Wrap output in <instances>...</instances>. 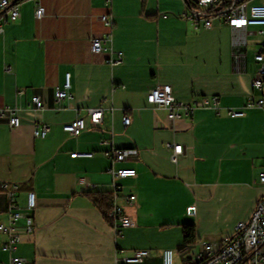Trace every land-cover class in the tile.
<instances>
[{"label":"crops","instance_id":"obj_1","mask_svg":"<svg viewBox=\"0 0 264 264\" xmlns=\"http://www.w3.org/2000/svg\"><path fill=\"white\" fill-rule=\"evenodd\" d=\"M196 1L111 0L109 9L99 0L19 2V18L5 22L0 34V108L16 107L21 118L16 128L0 121V224L10 217L5 184L17 186L24 216L15 253L2 249L8 235L0 231V264L14 255L25 264H116L136 250L150 252L138 264H163L166 249L173 250L174 264H195L203 243H220L251 218L264 195V109L247 108L242 117L229 111L263 97L252 82L264 35L250 30L238 63L229 24L216 19L212 28H196L187 17ZM104 13L113 27L101 19ZM94 37L106 39L104 52L92 51ZM120 53V64L107 62ZM68 72L71 97L58 101L55 91ZM157 86H171L184 102L218 97L220 108L198 107L171 120L148 102ZM34 96L44 109L35 108ZM91 108L104 109L100 123L91 121ZM77 117L86 128L73 136L63 125ZM43 124L50 126L47 136H35ZM175 145L183 146L176 161ZM112 147L136 154L114 162L104 154ZM76 152L94 156L72 157ZM114 167L135 168L137 175L116 180ZM115 183L117 204L133 221L121 234L109 216ZM186 225L196 231L184 248Z\"/></svg>","mask_w":264,"mask_h":264},{"label":"built area","instance_id":"obj_2","mask_svg":"<svg viewBox=\"0 0 264 264\" xmlns=\"http://www.w3.org/2000/svg\"><path fill=\"white\" fill-rule=\"evenodd\" d=\"M21 0H0V34L4 30V23L8 20L15 21L20 16ZM104 8L109 9L111 0H99ZM44 8L39 7L36 11V17L41 19L44 16ZM187 17L196 28H212L216 19L223 20L231 26L234 31V46L236 48L235 58L238 63L245 58V49L247 46V35L252 28H257L259 33L264 35V0L257 3H251L247 0H197L190 5ZM103 22L113 27L114 20L111 14L104 13L101 16ZM91 49L94 53H102L105 51L106 39L103 37H94L91 39ZM255 60L259 64L258 76L254 78L252 86L264 92V42L261 48L255 54ZM123 61L122 54L117 59L109 58L110 64H120ZM72 81L71 73L65 76V83L62 88H57L55 98L58 101L71 97ZM219 98L213 100L204 98L197 102L179 101L174 97L173 88L171 86H157L148 94V102L158 108L168 111V118L176 120L193 114L198 107H207L213 105L219 109ZM33 102L37 110L44 109V102L39 96H34ZM264 109V94L259 100L249 98L243 109H233L229 111L232 117H242L245 115L247 108ZM16 107L0 108V121L8 120L12 128H16L21 124V118ZM103 108H91L89 114L94 124L101 122L103 118ZM130 117L124 118V123L129 125ZM86 128V120L84 117H77L74 121L63 125V130L73 136L80 135ZM50 131L48 124L37 126L34 130L35 136L46 137ZM181 145L174 146V161L177 160L178 154L182 153ZM105 156L114 162H122L136 154V150L127 148L112 147L104 152ZM93 157L94 152H76L72 157ZM112 174L116 180L135 177L137 170L132 167L112 168ZM259 180L264 185V170L260 172ZM81 183L85 184V178L81 179ZM10 197L9 223L0 224V231L8 235L7 242L2 249L10 253L17 251L18 244L22 239L21 229L18 225L19 220L24 216L19 205L15 201L14 194L17 186L4 185ZM114 201L110 210V218L112 219L113 228L116 234H121V230L133 225V221L125 215L123 209L117 204V195L119 194L120 185L115 183ZM135 196L131 195L130 200ZM36 207V195L34 192L29 193L28 210L33 211ZM34 226L31 222L26 226V232L32 233ZM174 252L166 249L163 252V264H174ZM150 256L148 250H136L132 255H123L116 258V264H138L142 263ZM10 264H25V260L14 255L11 257ZM195 264H264V195L259 200L252 216L247 221H241L237 224L235 233L232 236L224 237L220 243H203L202 251L196 257Z\"/></svg>","mask_w":264,"mask_h":264},{"label":"trees","instance_id":"obj_3","mask_svg":"<svg viewBox=\"0 0 264 264\" xmlns=\"http://www.w3.org/2000/svg\"><path fill=\"white\" fill-rule=\"evenodd\" d=\"M195 227L193 225H186L184 227V233H185V242H184V248L188 247L190 244L194 243L195 240Z\"/></svg>","mask_w":264,"mask_h":264},{"label":"bare ground","instance_id":"obj_4","mask_svg":"<svg viewBox=\"0 0 264 264\" xmlns=\"http://www.w3.org/2000/svg\"><path fill=\"white\" fill-rule=\"evenodd\" d=\"M255 90V89H254Z\"/></svg>","mask_w":264,"mask_h":264}]
</instances>
